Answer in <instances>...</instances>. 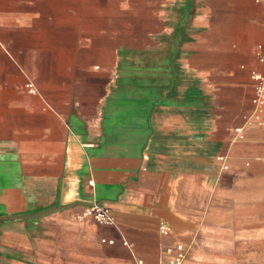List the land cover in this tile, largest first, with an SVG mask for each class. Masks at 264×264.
<instances>
[{"label":"crops","instance_id":"0c3cea01","mask_svg":"<svg viewBox=\"0 0 264 264\" xmlns=\"http://www.w3.org/2000/svg\"><path fill=\"white\" fill-rule=\"evenodd\" d=\"M260 46L257 0H0V264H264Z\"/></svg>","mask_w":264,"mask_h":264},{"label":"built area","instance_id":"2783aa9c","mask_svg":"<svg viewBox=\"0 0 264 264\" xmlns=\"http://www.w3.org/2000/svg\"><path fill=\"white\" fill-rule=\"evenodd\" d=\"M264 5V0H257ZM258 59L264 64V53L262 47L258 50ZM252 78L255 81L254 84V96H253V112L247 117V121L260 120L261 114L264 112V69L262 71L253 70ZM32 86V83H29ZM93 185V181H90ZM86 217H93L98 222L104 224H115V220L110 214L109 209L100 203H94L86 206L81 213L76 215L75 219H83ZM162 231L166 232L167 227L163 226ZM191 250L190 244L178 243L175 247H170L166 250L171 255L169 264H184L189 252ZM142 264L141 260H138Z\"/></svg>","mask_w":264,"mask_h":264}]
</instances>
